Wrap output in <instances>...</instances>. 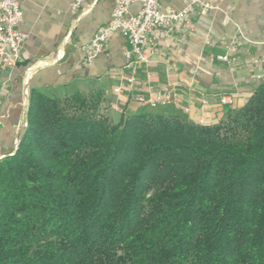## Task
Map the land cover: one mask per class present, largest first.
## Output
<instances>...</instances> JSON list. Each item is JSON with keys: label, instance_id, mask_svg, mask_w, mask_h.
I'll return each mask as SVG.
<instances>
[{"label": "trees", "instance_id": "16d2710c", "mask_svg": "<svg viewBox=\"0 0 264 264\" xmlns=\"http://www.w3.org/2000/svg\"><path fill=\"white\" fill-rule=\"evenodd\" d=\"M34 90L0 158V264H264V82L215 124Z\"/></svg>", "mask_w": 264, "mask_h": 264}, {"label": "crops", "instance_id": "0c3cea01", "mask_svg": "<svg viewBox=\"0 0 264 264\" xmlns=\"http://www.w3.org/2000/svg\"><path fill=\"white\" fill-rule=\"evenodd\" d=\"M72 1L18 0L23 13L18 30L26 39L22 62L0 70V158L15 152L34 90L56 99L99 92L114 124L123 115L145 112L207 125L243 107L264 82V0H207L214 8L198 9L189 22L162 35H148L141 64L126 59L129 46L119 33L87 60V46L109 22L116 0H94L76 16L69 11ZM185 2L166 0L162 9L181 10ZM138 11L133 4L129 15ZM229 46L235 47L236 62H218L215 57ZM134 95L169 100L152 108L134 102ZM223 96L231 97L230 106L220 104Z\"/></svg>", "mask_w": 264, "mask_h": 264}, {"label": "built area", "instance_id": "2783aa9c", "mask_svg": "<svg viewBox=\"0 0 264 264\" xmlns=\"http://www.w3.org/2000/svg\"><path fill=\"white\" fill-rule=\"evenodd\" d=\"M94 0H73L69 11L76 16L79 11L89 6ZM166 0H116L107 25L99 28L87 46L88 57L91 60L101 53L103 47L113 33H119L128 43L129 48L125 51V57L132 63L141 64L146 62L143 48L147 36L162 35L164 31L190 21V18L198 9H212L214 6L207 0H186L181 10L163 11L162 4ZM137 4L139 11L135 15H129L131 5ZM23 13L18 0H0V70H10L22 62V47L26 36L19 32L18 28L22 22ZM264 47V42L262 43ZM235 47H227V53L215 57L218 62L233 64L236 62L234 54ZM130 78L127 83L131 85ZM119 89H115L118 92ZM1 97V92H0ZM134 102L147 104L152 108L165 105L169 98L157 97L154 100H146L141 95L132 97ZM248 101V100H247ZM246 101V102H247ZM222 106H230V96L220 99ZM26 127V122L24 124Z\"/></svg>", "mask_w": 264, "mask_h": 264}]
</instances>
